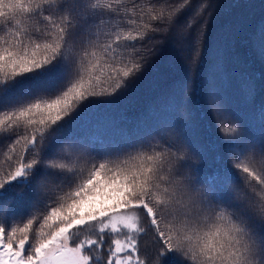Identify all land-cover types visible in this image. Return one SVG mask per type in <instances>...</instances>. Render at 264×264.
I'll return each instance as SVG.
<instances>
[{"label":"snow or ice","instance_id":"obj_1","mask_svg":"<svg viewBox=\"0 0 264 264\" xmlns=\"http://www.w3.org/2000/svg\"><path fill=\"white\" fill-rule=\"evenodd\" d=\"M190 5L0 0V139L10 141L0 149V199L31 197L26 222L8 215L11 200L0 205V264H146L139 240L149 230L162 242L152 264H264V106L256 119L229 113L221 54L205 95L221 146L237 154L235 175L202 176L193 104L176 90L130 129L91 118L143 73L151 34ZM216 7L200 3L183 26L201 29L193 64ZM259 35L264 55V25ZM241 88L255 96L252 78Z\"/></svg>","mask_w":264,"mask_h":264},{"label":"trees","instance_id":"obj_2","mask_svg":"<svg viewBox=\"0 0 264 264\" xmlns=\"http://www.w3.org/2000/svg\"><path fill=\"white\" fill-rule=\"evenodd\" d=\"M202 2H211L218 7L207 17L199 43L200 62L193 64L190 60L192 43L201 29L198 25L187 30L183 26ZM261 25H264V0H191V5L176 18L174 26L162 27L151 34L155 38L146 42L143 51L155 49V52L132 86L114 105H101L92 112L91 118L110 119L120 127L130 129L152 109L160 107L169 94L176 90L184 101L191 100L193 104L195 119L190 135L206 149L204 158L193 163L199 165L202 176H211L221 168H228L235 175L232 164L237 154L221 146L218 121L208 109L205 85L213 81V64L221 54L229 113L236 117L244 115L246 118H257L258 110L264 106V55L259 51ZM242 77L254 80V97L249 98L243 93ZM168 111L171 112V109ZM177 116L180 119L187 118L186 110L179 109ZM232 120L233 116H229V121ZM244 123V120L240 121L242 126ZM250 132L259 137V124ZM9 143L8 140L0 139V149L7 151ZM30 201L31 197L20 200L13 192L0 199V205L8 204V215L17 221L26 222L31 213ZM161 245L154 232L149 230L142 235L139 250L146 264H152ZM165 264H179V261L169 257Z\"/></svg>","mask_w":264,"mask_h":264}]
</instances>
